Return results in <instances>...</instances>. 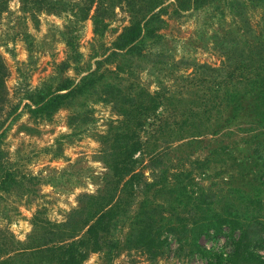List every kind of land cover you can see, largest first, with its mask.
<instances>
[{"label":"rangeland","instance_id":"1","mask_svg":"<svg viewBox=\"0 0 264 264\" xmlns=\"http://www.w3.org/2000/svg\"><path fill=\"white\" fill-rule=\"evenodd\" d=\"M187 1L131 0L127 6L105 0L102 8L95 3L89 14L83 11V0H46L56 11L39 9L46 2L22 0H7L1 8L0 182L4 177L8 182L0 185V262L15 264L14 251L27 244L37 221L65 223L84 206L82 197L95 195L102 184L108 146L123 121L116 104L83 94L49 116L34 113L38 98L66 81L77 84L95 70L100 90L110 86L125 95L143 90L156 96L155 111H148L133 137L142 148L134 155L137 172L148 187L130 196L131 217L120 220L116 232L125 244L129 228L138 225L139 217L133 216L144 211L161 244L147 252L134 240L113 259L96 252L82 264H207L226 257L237 227L226 223L218 231L206 230L201 215L214 220V227L233 214L245 226L257 225L253 250L264 256V208L249 204L257 186L264 206L263 123L254 122L253 109L247 108L238 113L241 120H230L227 128L211 135L216 118L223 125L228 115L212 104L211 96H224L205 89L224 86L238 66L235 60L246 63L264 44V3ZM154 13L159 17L151 18ZM147 20L132 55L97 64L125 28L134 22L143 27ZM250 61L246 66L252 70L260 67ZM117 65L121 72L116 76ZM249 82L228 83L222 92L254 100ZM198 132L203 136H196Z\"/></svg>","mask_w":264,"mask_h":264},{"label":"trees","instance_id":"2","mask_svg":"<svg viewBox=\"0 0 264 264\" xmlns=\"http://www.w3.org/2000/svg\"><path fill=\"white\" fill-rule=\"evenodd\" d=\"M31 1L34 4L46 2V0H22V3L26 4ZM102 1L105 0H83L85 4L83 11H87L89 14L95 3L99 8H102ZM118 1L125 3L127 6L131 4V0ZM199 1L202 0H188L187 2L193 5ZM257 1L264 3V0ZM6 2L7 0H0V10L4 8ZM46 3L47 6L45 8L40 6L39 9L56 11L54 6H49V2ZM153 10H150V12H153ZM155 16L157 18L158 13H154L151 18ZM84 18H87V15ZM144 24L145 26L142 27L141 23L134 22L125 28L112 43L110 53L101 58L97 64L106 62L112 64L114 62L112 59L114 58L116 60L117 57H120L122 61L126 56L132 55L143 40L145 27L149 24V20L145 21ZM97 25L98 22L95 20V34L99 33ZM68 46L70 47V45ZM247 60L243 64H239L235 60L234 65L238 66H235L236 69L232 70L231 80L226 82L225 85L230 83L235 86L243 84V81H251L249 84L250 89L254 88L256 97L254 100H248L247 96H242L239 93L226 95V92L224 94L222 91L228 90L225 85H220L221 87L219 86L217 91H212L211 86L205 88L210 93L224 96L221 100H214L215 96H211L212 104L228 115L223 125H219V117L216 118L214 126L211 128V135H218L221 127L227 128L230 120L236 122L241 120L242 118L237 115L240 111H244L247 108L253 109L252 111L255 115L253 121L259 123L261 120L264 128V44H260L254 53L248 56ZM250 60H255V63L258 62L260 67L252 70V68L246 66L250 64ZM120 68L121 66L117 65L116 73L108 72L117 76L121 72ZM2 69H4V66L0 59V71ZM212 71L217 73L218 77L221 75L220 72H222L219 69H212ZM95 73L96 70L87 74L77 84L66 81L55 92L38 98L36 102L37 108L34 113L49 116L62 107L66 100L69 101L71 98L83 94L86 96L95 95L102 102L111 101L115 103L117 112L123 118V121L118 123L114 136L111 138V145L108 146V152L105 157L107 173L104 175L97 193L93 196L84 195L82 197L85 200L84 206L81 207L80 211L73 213V216L68 221L60 224L44 223V225H41L43 222L37 221L34 225L35 231L29 237L27 244H20V248L14 251L15 264H30V261L33 262L32 264H82L91 253L96 252H104L108 259H113L120 253L122 247H126V245L130 247V243H134V240L136 245L146 249L147 252L156 250V245L161 244L160 240L155 237V232H153L155 229L151 227L152 219L144 211H140L139 215L133 216L136 220L139 217L138 225L129 228L128 234L123 237L125 244H122L117 239L116 232V225L119 221L122 219L129 220L131 217V215H128L130 213L129 208H131L130 196L138 188V192H144L148 187V184L143 182V173L137 172L138 161L134 158V155L137 152H141L142 148H140V140L137 137L133 139V137H135V129L140 125L143 126L148 111L151 113L155 111L157 107L156 96L143 90H139L132 96L125 95L110 86L103 87L100 90L96 85L99 79L95 78ZM226 75L227 71H223V76ZM233 79H238L241 83L232 82ZM209 80V82L212 81L214 83L215 78L209 76ZM196 136L200 137L203 134L198 132ZM150 159L152 161L153 156ZM261 160L264 162V155ZM7 182L4 177L0 185L3 187ZM260 187L264 189V171H262L260 176ZM253 189L256 192L249 198V204L264 208L262 197L259 198L261 190L257 186H254ZM77 216L82 217V220L77 219ZM201 218H204L206 230L214 229L218 231L226 223L235 225L238 229V236L231 244L230 253L226 257L220 255L207 264H264V256L255 253L253 250L256 247L255 243L259 239L258 235L260 233L257 225L248 224L245 226L235 214L220 218L217 227L212 226L214 220L212 221L207 215H201ZM169 231L177 233L173 228H169ZM184 232L189 231L184 230ZM201 232L202 230H199V234ZM9 262L10 260H6L0 262V264H8Z\"/></svg>","mask_w":264,"mask_h":264}]
</instances>
